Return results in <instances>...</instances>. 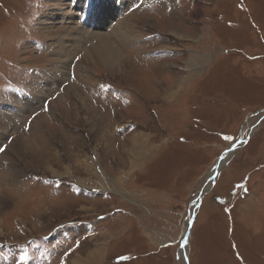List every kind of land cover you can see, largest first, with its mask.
Returning <instances> with one entry per match:
<instances>
[{
	"label": "rangeland",
	"instance_id": "obj_1",
	"mask_svg": "<svg viewBox=\"0 0 264 264\" xmlns=\"http://www.w3.org/2000/svg\"><path fill=\"white\" fill-rule=\"evenodd\" d=\"M0 146V264H264V0H0Z\"/></svg>",
	"mask_w": 264,
	"mask_h": 264
},
{
	"label": "bare ground",
	"instance_id": "obj_2",
	"mask_svg": "<svg viewBox=\"0 0 264 264\" xmlns=\"http://www.w3.org/2000/svg\"><path fill=\"white\" fill-rule=\"evenodd\" d=\"M79 2V1H78ZM115 3V2H114ZM78 5V4H77ZM99 7H94V12L95 15H97V21L96 24H98V26H104L107 23V19L110 16L113 8H114V4H107L106 2H100L98 4ZM76 8H79L76 7ZM81 8V13L82 17H80V20H82L83 15L86 16V21L90 22L92 25L95 23L94 20L95 18L93 17V15L89 16V21L87 18V14H89V12H87V9L83 12V8ZM88 8V7H87ZM71 16V15H70ZM122 21V20H121ZM109 26V25H108ZM91 27V26H90ZM122 26L117 25V27L114 29V33H116L117 31H119L118 33H116L117 36H120L122 39L125 38V35H127V37L132 34L131 31H127V30H123L121 28ZM119 29L123 30V33H121V31ZM126 40V39H125ZM123 40V41H125ZM97 45V58L104 64L109 65V66H114V65H119L120 60L122 59L121 57V53L120 51L116 48L115 46V42H111L109 40V38H99L96 42ZM125 45V44H122ZM194 64L196 63L195 58H192ZM186 80V79H185ZM181 83V80L180 82ZM174 93V92H173ZM175 94V93H174ZM171 95V94H170ZM9 127V126H7ZM257 138V137H256ZM254 138V139H256ZM251 142V141H250ZM250 146V145H249ZM230 151L228 153H225L219 160H217L214 164V167L212 169V171L209 173V175H207L206 177L209 179V181L211 180L212 176H214L213 174L216 173L217 171H219L221 169V167L224 165V163H226V161L228 160V158H230L229 155ZM97 173V172H96ZM98 178V177H97ZM101 178V177H100ZM103 178V177H102ZM105 179V178H104ZM102 182V181H101ZM102 184V183H101ZM109 186L111 187V185L109 184Z\"/></svg>",
	"mask_w": 264,
	"mask_h": 264
},
{
	"label": "snow or ice",
	"instance_id": "obj_3",
	"mask_svg": "<svg viewBox=\"0 0 264 264\" xmlns=\"http://www.w3.org/2000/svg\"><path fill=\"white\" fill-rule=\"evenodd\" d=\"M223 139L225 141H229V142H234V137L231 136H223ZM242 144L245 143L244 141L241 142ZM6 151V147L5 146H0V153H3ZM230 151H235V148L230 149ZM78 247V245H77ZM29 255L27 252H25L21 257H20V264H27L28 260H29Z\"/></svg>",
	"mask_w": 264,
	"mask_h": 264
},
{
	"label": "water",
	"instance_id": "obj_4",
	"mask_svg": "<svg viewBox=\"0 0 264 264\" xmlns=\"http://www.w3.org/2000/svg\"><path fill=\"white\" fill-rule=\"evenodd\" d=\"M217 175L215 174V176H214V178L216 177ZM214 178L210 181V183L214 180ZM201 198V197H200ZM200 198H199V200H200ZM199 200H198V202H199Z\"/></svg>",
	"mask_w": 264,
	"mask_h": 264
}]
</instances>
